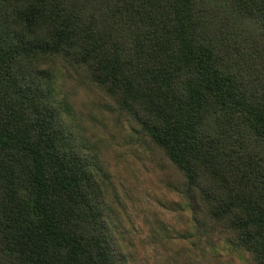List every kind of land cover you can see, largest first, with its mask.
I'll use <instances>...</instances> for the list:
<instances>
[{"label":"trees","instance_id":"trees-1","mask_svg":"<svg viewBox=\"0 0 264 264\" xmlns=\"http://www.w3.org/2000/svg\"><path fill=\"white\" fill-rule=\"evenodd\" d=\"M53 63L168 161L200 239L264 264V0H0V264H122Z\"/></svg>","mask_w":264,"mask_h":264},{"label":"rangeland","instance_id":"rangeland-1","mask_svg":"<svg viewBox=\"0 0 264 264\" xmlns=\"http://www.w3.org/2000/svg\"><path fill=\"white\" fill-rule=\"evenodd\" d=\"M51 82L67 98L70 131L103 169L102 205L122 264H252L226 237L199 238L172 167L128 117L59 63L51 64Z\"/></svg>","mask_w":264,"mask_h":264}]
</instances>
